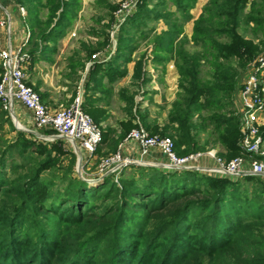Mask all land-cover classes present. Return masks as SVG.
I'll use <instances>...</instances> for the list:
<instances>
[{
  "label": "trees",
  "instance_id": "trees-1",
  "mask_svg": "<svg viewBox=\"0 0 264 264\" xmlns=\"http://www.w3.org/2000/svg\"><path fill=\"white\" fill-rule=\"evenodd\" d=\"M42 1L49 24L37 35L56 47L72 24L78 0ZM153 1H138L111 59L92 64L86 93L99 89L105 79L113 84L125 78L137 50L136 30L149 21L165 20L169 28L155 39L153 61L162 72L175 61L179 95L160 128L148 123V112L139 109L135 93L121 90L127 119L120 123L118 139H113L114 130H103L97 153L105 144L116 150L141 125L151 136L172 138L178 156L203 152L209 144H201L197 136L208 120L225 152L222 156L235 158L243 153L239 120L223 111L242 89L239 69H247L263 50L264 41L247 39L239 28L250 7L246 22L264 32V0H210L195 21L192 42L215 54L213 78L207 83L200 79L202 58L186 52L188 39L182 37L198 0H156L150 9ZM169 2L181 13L182 23L166 11ZM28 10L34 37L33 29L43 23L40 11ZM77 62L80 69L87 63ZM144 65L139 59L133 76L142 85L148 82ZM104 93L111 95L110 90ZM91 98L85 99L83 110L100 125L106 113L94 107ZM204 111L211 113L208 119ZM5 125L16 132L11 142L1 137ZM261 137L264 141V127ZM0 144V264H264V182L259 177L233 181L131 165L117 176L91 183L75 175L76 155L64 149L62 141L46 144L29 138L14 127L1 103ZM65 158H70L68 165L63 164Z\"/></svg>",
  "mask_w": 264,
  "mask_h": 264
},
{
  "label": "built area",
  "instance_id": "built-area-1",
  "mask_svg": "<svg viewBox=\"0 0 264 264\" xmlns=\"http://www.w3.org/2000/svg\"><path fill=\"white\" fill-rule=\"evenodd\" d=\"M135 4L132 1L128 2L123 10L130 11ZM15 13L26 23L28 10L20 4L19 0H0V39L3 38L5 43V47L0 49L2 68L0 103L11 117L14 116L16 104H21L33 114L34 125L38 129L54 132L51 141L57 139L68 142L78 158L80 166L77 164V170L81 174L80 170L84 164L94 159L101 145L103 129L83 110L84 90L82 87L78 88L70 105L51 109L28 86L26 71L29 68L31 57L24 47L31 32L25 24L23 29L25 40L18 46L14 45ZM98 58L100 59L96 55L93 56V60H98ZM247 70L238 98V120L241 133L239 146L243 150V157L225 163L216 158V152L213 150L178 156L172 138L151 136L142 126L132 130L127 140L136 142L143 155L155 149L159 150L166 159L161 168L168 172H197L231 180L247 176L264 179V141L260 134L264 115V52L250 62ZM207 159L215 162V165L205 164ZM137 163L138 161L126 156L121 150L102 157L97 166L98 179L95 182L108 175L117 176L123 168Z\"/></svg>",
  "mask_w": 264,
  "mask_h": 264
},
{
  "label": "rangeland",
  "instance_id": "rangeland-1",
  "mask_svg": "<svg viewBox=\"0 0 264 264\" xmlns=\"http://www.w3.org/2000/svg\"><path fill=\"white\" fill-rule=\"evenodd\" d=\"M19 1L21 5L25 6L27 9L31 8L32 12L40 11L39 19L43 24H42V27L38 28V25H37L33 29L34 30L33 33L35 34V36L40 30H43V31L48 30L47 24H49V22H46V21L49 18L50 13H49L46 2L42 0H40V3L36 2L38 0H19ZM131 1L136 3L134 8L128 12L124 11L123 10L124 5L128 4V2H131ZM138 1L139 0H78V8L75 12L74 19L72 21V24L68 27L65 33V35L69 34V37H70L69 45L73 47L71 56L70 55L67 56L68 59L66 60L71 59V61L73 60L78 61L79 59H84L87 61V63H90V62L93 63L95 61L93 60V56L96 55L98 57H101L100 53L104 52L102 53L103 55L102 57L105 60L109 61L114 54L113 51L115 52L116 50L117 41L119 39L121 28L127 22L128 18L131 17L134 12H136ZM208 1L209 0H207L205 7L209 3ZM256 1H259V0H256ZM156 3H157L156 0L153 1V3L151 2L149 5V8L152 9L154 4ZM167 7L168 8L166 11L173 13L174 17L178 19L177 21L180 20V23H182L181 13L177 11L176 6L172 5V3L169 2ZM204 8H203V11H204ZM249 11H250V7H248L243 14V20L239 28V32L243 36L248 37L249 39H254L255 41L258 39V42L259 41L262 42L264 41V32L262 30H257L253 23L248 24L246 22ZM30 13L31 12H29L28 25L31 27V23H33V20L31 18L32 13L31 14ZM166 24L167 22L165 20L149 21L145 26H141L140 29H137L135 32V36H134V39H135L134 45L137 47V50L133 54V59L134 61L137 59H141V58H143V60L146 59L145 61L149 64V68H150L148 69V73H146V77L149 74L150 77H152L153 79L157 81L156 87L160 91H162L164 95L161 103L160 104L153 103V104H150L149 106H146V104H149V97H150L148 96L147 92L151 91L150 89L152 87V85H150V83L148 82L142 85L141 82L138 83V81L136 82L133 80L130 83L129 78H127L125 80L120 81L116 86V88L118 89L127 90L129 91V93H132V92L135 93L136 102L141 104L139 109L142 110L143 112L145 111L148 112V115H149L148 123L150 124L156 123L158 124L159 127L160 125L162 126L163 124H166L168 122V114L172 108V104L179 95V82H178V87L176 90H167L169 85H167V83L165 82L166 70L162 72V68L160 66H157L152 60L153 51L155 49V43H154L155 39L157 36L163 33V32L159 33L158 31H161V30L163 31L166 28L168 29L169 27ZM189 24L186 23L183 27L184 33L182 37L185 36V38L188 39V42L184 44V48L186 52L190 54L191 56L196 54L202 58V63H201V68H200V79L202 80V82L207 83V82H210L213 78V74H214L213 62H214L215 54L214 52L207 53L204 47L196 46L192 42V36H193L194 31L189 32V29L193 24L195 25V20ZM53 25H54V21L52 22L51 27ZM194 25L192 26L193 29H194ZM38 38H40V36H38ZM93 52L94 54L91 55V53ZM263 52H264V46H263V50L261 53ZM63 62L64 60H62V63ZM173 62L175 63V61ZM75 63H78V62H75ZM231 64L232 66H236L235 61L231 62ZM80 70L81 69L77 65L76 67L73 66L71 70L72 73L70 74L71 75L70 78H74L75 80L76 79L75 76L78 74ZM149 70H150V73H149ZM82 71L84 72L85 68L82 69ZM247 72H248L247 69H244V70L239 69L240 77L238 78V84L240 86H242L244 79L246 78ZM75 82L76 81H74V84L72 85V87L74 88L73 89L74 91L78 90L79 88L78 84L80 83V79L78 80V82L76 83ZM240 91L241 89H239L236 93H234L231 96L230 101L232 104L231 106H225V110L223 112L225 113L228 112L229 115L238 117L239 115L238 98H239ZM169 95L174 97L171 103L167 101V97ZM75 96H76V92L74 96L72 97V100L66 106L59 105V107H67L68 105H70L73 99L75 98ZM112 109L115 113V115L113 116L114 123H116L117 121L119 122L120 119H123L124 117L127 116L126 113L124 112V109L122 108L121 100L114 99V104L112 106ZM210 115L211 113H207L206 111L202 113V116L207 119L210 117ZM13 117H15L16 121L21 122V125L20 124L15 125L11 117L14 127L19 131L26 132L29 138H35L37 139V141L46 143V144H52L58 141L57 139L53 141L50 140V139H53L54 137V132L52 130H41V129H38L34 124L29 125V124H25L24 122L18 120L15 114ZM195 120L198 121L199 117L196 116ZM262 120L263 122H262V126L260 127V134H261L262 128L264 127V115H263ZM136 123L140 124L139 120H136ZM100 125L102 124L100 123ZM142 128L146 131L145 127L142 126ZM1 137L4 139L5 142H11L16 138V132L10 129L9 126L5 125L4 130H2L1 132ZM215 139H216V134L214 132L213 125H210L207 120L205 129L200 130L197 136V140L201 144H204L206 142L209 144L206 150H204L203 152H206L208 150H213L216 152V158L221 159L222 162H225V163H228L235 158L243 157L244 154L241 153L235 158L231 160H227L226 157L222 156L223 153L225 154V152L223 151V147L217 144ZM60 141H62L64 149L73 153L72 147L68 142L63 141V140H60ZM116 152L117 151H111V153L109 154H113ZM109 154H106L102 157H105ZM101 158H99L98 160H95L94 164L92 165L89 162L87 164H84L83 168L80 170L81 171V174H80L78 173V170H77L78 158L76 156L75 175L80 176L82 179H88V181L90 182L92 181L91 183H95L94 181L98 179L97 178L98 177L97 166ZM18 160H20L19 157H18ZM69 161H70V158H65L63 164L68 165ZM204 163L207 165L209 164L213 166L215 165V162H213L212 160H208V159L205 160ZM243 178H239L233 181L242 180ZM259 178L264 182L263 178L261 177ZM247 187H249L250 190H252L253 188L252 184H248Z\"/></svg>",
  "mask_w": 264,
  "mask_h": 264
},
{
  "label": "crops",
  "instance_id": "crops-1",
  "mask_svg": "<svg viewBox=\"0 0 264 264\" xmlns=\"http://www.w3.org/2000/svg\"><path fill=\"white\" fill-rule=\"evenodd\" d=\"M206 3L207 0L197 1L196 7L191 12L192 15L191 22L194 20L196 21L201 16V14L203 13V8L205 7ZM28 17H29V12H28ZM28 17L26 23H24L22 19L18 17V14L15 13V23H14L15 35L13 37V43L15 46L20 45L25 40V33L23 29L25 27V24L27 27H29ZM192 26L190 27L189 32L193 31ZM167 30L168 29L166 28L163 31L161 30L158 32L161 33ZM246 38L249 39L248 37ZM69 41H70L69 34H66L63 36V38H61L58 41L56 47H54L52 41L42 42V40L38 38L37 35L34 37L30 36L26 46L24 47V50L26 52H28L29 54L32 53L31 55L32 61L30 62L29 68L26 71L27 84L29 87L31 86L37 92V94L40 96L42 102L45 105H47L51 109H57L59 105L66 106L72 100V97L74 96L75 92L77 93L76 89H75L76 91L73 90L74 88L72 87V85L74 84V81L78 82V80L80 79V83L78 84V86L82 87L84 90V102L86 101L85 99H89L90 97H92L91 99L94 102L93 104H95L94 107H98L105 111L106 114L100 121V123L102 124L101 127L104 131L107 129L114 130L116 134L113 136V139H118V136L121 132L120 123L122 121H125L127 119V116L124 117L123 119H120L119 122L118 121L116 123L113 122V116L115 115V113L112 109V106L114 104V99L120 100L119 92L121 91V89L116 88V86L120 81L125 80L127 78H129L130 83L131 81H133L136 63L139 59L135 61L133 59V61L127 65L128 74L122 80H118L115 83L110 84L108 80L105 79L103 81V85L100 86L99 89H95L91 84V87H93V89L87 91L86 93V84L88 83L89 69L91 65L95 61L98 63H103V62H107V60H103L102 53L104 52H101L100 59L95 60L93 63L91 62L86 63L85 71L83 72L81 69L78 72V74L75 76L76 79L74 80V78H70L71 77L70 74L72 73L71 71L72 67L73 66L76 67L77 63L75 62L77 61L75 60L71 61V59L66 60L68 59L67 56L69 55L71 56L73 50V47L69 45ZM255 42H258V39ZM4 47H5L4 39L1 38L0 49H3ZM62 60H64L63 63ZM145 60L146 59H144L145 71L146 73H148V69L150 68H149V64ZM152 60H153V56H152ZM1 74H2V68L0 66V79H1ZM146 78L148 79V83L152 85L150 89L151 91L147 92L148 96L150 97H149V104H146V106H149L150 104L153 103L160 104L161 101L163 100L164 95L162 91H160L156 87L157 81L152 77H150L149 74L147 75ZM165 82L167 83V85H169L167 90H176L178 87L179 74L176 65L173 61H169L166 64ZM107 90L111 91L110 96L104 93ZM170 96L171 95L167 97V101L171 103L174 97L172 96L170 97ZM122 108L123 109L125 108L124 102H122ZM14 114L15 116H17L18 120L24 122L25 124H29V125L34 124L33 114L27 109H25L19 103H17L15 106ZM17 124L21 125V122L17 121ZM164 125L165 124H163L162 126L160 125V128H163ZM127 137L118 144L116 150H114L113 147H111V145L108 144L102 145L100 147L101 148L100 152L96 153L94 159L89 161V163L92 165L94 164L95 160H98L102 156L111 153V151H118V150L123 151V153L126 156L138 161L137 164H134L136 166H149V167L161 168V165L164 164V162H166L164 156L160 153L159 150L156 149L151 151V153L147 155H143L138 144L132 140H127Z\"/></svg>",
  "mask_w": 264,
  "mask_h": 264
},
{
  "label": "water",
  "instance_id": "water-1",
  "mask_svg": "<svg viewBox=\"0 0 264 264\" xmlns=\"http://www.w3.org/2000/svg\"><path fill=\"white\" fill-rule=\"evenodd\" d=\"M13 121H14V124L16 125L17 124V121L15 119V117H12ZM78 166H80V164L78 163Z\"/></svg>",
  "mask_w": 264,
  "mask_h": 264
}]
</instances>
